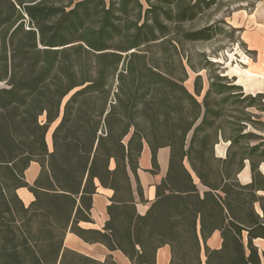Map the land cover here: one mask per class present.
Instances as JSON below:
<instances>
[{
    "label": "trees",
    "instance_id": "obj_1",
    "mask_svg": "<svg viewBox=\"0 0 264 264\" xmlns=\"http://www.w3.org/2000/svg\"><path fill=\"white\" fill-rule=\"evenodd\" d=\"M217 1L0 0V264H118L114 252L156 264L164 246L168 264H264L254 244L264 241V94L226 75L206 90L200 75L192 92L184 86L188 71L213 66L203 54L193 65L184 44L211 40L218 26L182 25ZM144 145L152 174L159 149L169 159L139 215L130 175L143 203ZM31 162L40 171L29 185ZM99 188L112 192L108 219L101 231L81 228ZM19 189L32 195L28 206ZM67 232L108 254L65 248Z\"/></svg>",
    "mask_w": 264,
    "mask_h": 264
},
{
    "label": "rangeland",
    "instance_id": "obj_2",
    "mask_svg": "<svg viewBox=\"0 0 264 264\" xmlns=\"http://www.w3.org/2000/svg\"><path fill=\"white\" fill-rule=\"evenodd\" d=\"M212 24H216L218 29L211 40L183 46V52L196 67L199 64L196 54H203L213 63L206 71H188L189 80L184 83L186 89L192 92V83L197 75L201 76L204 90L210 78L226 75L234 78L246 93L253 87L264 92V0H218L197 19L183 24L182 28L197 30ZM260 118L264 120V114ZM216 155L224 156L222 142L216 147ZM240 178L243 180L244 177ZM257 244L264 248L262 243ZM213 246L211 241L209 247ZM88 253L99 261L104 259L98 249H90ZM162 256L160 254L159 257Z\"/></svg>",
    "mask_w": 264,
    "mask_h": 264
},
{
    "label": "crops",
    "instance_id": "obj_3",
    "mask_svg": "<svg viewBox=\"0 0 264 264\" xmlns=\"http://www.w3.org/2000/svg\"><path fill=\"white\" fill-rule=\"evenodd\" d=\"M246 93V92H245ZM264 94L263 90L260 88L253 87L251 92H248V94ZM53 130V127L49 131L46 142L48 146H50V135ZM219 145V144H218ZM223 145L224 150V156L227 144ZM216 148V147H215ZM215 155H216V149H215ZM224 156H217L218 158H224ZM168 159H169V149L168 148H161L156 153V161L158 165V171L156 174H152V164H151V155L149 148L144 145L142 152L140 154V158L138 161V170H137V180L139 183V186L142 190V196L144 202L142 203L136 193V182L133 177V175H130L131 180V186L132 190L134 191V198L136 203V211L139 215H144L146 211L148 210L150 204L153 202L155 198V186L160 183V181L166 176L167 169H168ZM247 165V164H246ZM264 164H261L259 167V171L264 174V171H262V166ZM248 168V170H247ZM247 170V172H245ZM40 171V167L37 163L31 162L26 171L24 172V177L26 183L31 185L36 177L38 176V173ZM244 177L243 180L240 177ZM250 170L249 166H245L243 171L238 175V180L242 184H247L250 182ZM19 199L22 201V203L25 206H28L32 200V195L26 190V189H19L16 192ZM112 195V192L110 190L99 188L97 191V194H95L92 197V209L90 212V217L92 220L91 224H84L81 223L79 226L84 229H96L101 231L105 222L107 221L108 217L106 214V207L109 204V199ZM214 243L213 247H209L210 242ZM257 243H262L264 245L263 240H256L254 241L255 246L259 249L260 252H264V248H260ZM207 246L211 249H218L220 246V238L218 232H215L211 238L207 241ZM64 247L73 251H76L78 253H81L86 256L92 257L88 252L90 249H98L101 252V256L103 258L108 254L106 249L100 245V244H87L84 243L82 240H80L75 235L67 232L64 238ZM160 254H162V258H160ZM112 256L114 260L118 264H129L128 261L118 252L112 253ZM170 259V252L169 247L164 246L160 248L156 253V264H168Z\"/></svg>",
    "mask_w": 264,
    "mask_h": 264
},
{
    "label": "bare ground",
    "instance_id": "obj_4",
    "mask_svg": "<svg viewBox=\"0 0 264 264\" xmlns=\"http://www.w3.org/2000/svg\"><path fill=\"white\" fill-rule=\"evenodd\" d=\"M256 75V74H255ZM264 170V169H263Z\"/></svg>",
    "mask_w": 264,
    "mask_h": 264
}]
</instances>
